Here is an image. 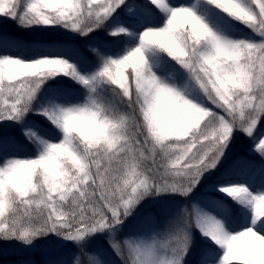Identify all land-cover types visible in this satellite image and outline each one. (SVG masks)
<instances>
[{
	"label": "snow or ice",
	"instance_id": "snow-or-ice-1",
	"mask_svg": "<svg viewBox=\"0 0 264 264\" xmlns=\"http://www.w3.org/2000/svg\"><path fill=\"white\" fill-rule=\"evenodd\" d=\"M8 255L264 264V0H0Z\"/></svg>",
	"mask_w": 264,
	"mask_h": 264
},
{
	"label": "trees",
	"instance_id": "trees-1",
	"mask_svg": "<svg viewBox=\"0 0 264 264\" xmlns=\"http://www.w3.org/2000/svg\"><path fill=\"white\" fill-rule=\"evenodd\" d=\"M7 27H9L11 29V28H15L16 25L14 24V22L9 21L7 23ZM244 31L247 32L246 29ZM28 35H38V34L37 33H31V34H28ZM231 154L232 155H238V154H244V153H242L241 150H238V151H233ZM253 159H257L258 160L259 158L257 157V158H253ZM214 178L215 177L213 176L212 179H214ZM34 258L39 261L41 259V256H40L39 253H37ZM5 259L9 260V261H12V260H16L17 257L14 256V255H8V256H5L3 258H0V264H3V260H5Z\"/></svg>",
	"mask_w": 264,
	"mask_h": 264
},
{
	"label": "rangeland",
	"instance_id": "rangeland-1",
	"mask_svg": "<svg viewBox=\"0 0 264 264\" xmlns=\"http://www.w3.org/2000/svg\"><path fill=\"white\" fill-rule=\"evenodd\" d=\"M249 142L248 140L244 139V138H241L240 140H238L234 145H233V148H232V152L233 151H238V150H241L242 153H245L247 148L249 147ZM259 158L258 155L256 156H253L252 158Z\"/></svg>",
	"mask_w": 264,
	"mask_h": 264
}]
</instances>
